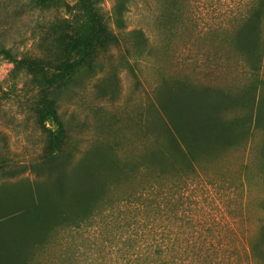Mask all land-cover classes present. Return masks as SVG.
Here are the masks:
<instances>
[{"label":"rangeland","instance_id":"rangeland-1","mask_svg":"<svg viewBox=\"0 0 264 264\" xmlns=\"http://www.w3.org/2000/svg\"><path fill=\"white\" fill-rule=\"evenodd\" d=\"M263 1L0 0V202L40 195L69 219L26 264H264ZM64 22L118 42L94 39L90 63L38 88L26 61L59 49L42 38ZM53 100L68 140L50 172L38 117ZM206 101L237 143L191 173L168 113Z\"/></svg>","mask_w":264,"mask_h":264},{"label":"trees","instance_id":"trees-1","mask_svg":"<svg viewBox=\"0 0 264 264\" xmlns=\"http://www.w3.org/2000/svg\"><path fill=\"white\" fill-rule=\"evenodd\" d=\"M137 34L142 43L146 42L142 31H137ZM101 35L118 42L116 36L106 33L102 28L92 30L85 25L83 33H80L67 22L52 26L42 40L49 45L52 41H59V49L52 50L51 46L49 56L30 59L25 64L33 76L34 84L38 88H55L65 84L80 68L92 61V44ZM4 51V48H0V53ZM250 55L251 61L257 60L258 52L251 40ZM253 69L258 70V66H253ZM54 103L55 100L51 101L50 106L42 110L38 117L39 125L49 136L48 157L45 160L48 163L45 169L50 172L58 167L56 163L62 159L68 140L65 125ZM220 110L221 105L210 104L192 110L190 105L183 103L172 114L168 113L171 119V147L181 156L187 171L195 172L196 164L202 156H214L237 143L236 124L222 122L218 117ZM254 124L257 128L264 127L261 109L258 110ZM55 183L57 193L64 195L66 183L63 172L58 174ZM63 218L60 219L61 224L69 223L68 218ZM89 218L86 217V220ZM60 220L55 216L48 199L40 195L38 200L0 202V264H26L27 250L34 238L39 244H45L49 231L57 227Z\"/></svg>","mask_w":264,"mask_h":264}]
</instances>
